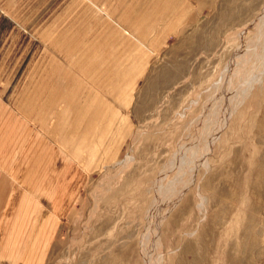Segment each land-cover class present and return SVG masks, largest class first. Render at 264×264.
<instances>
[{
	"label": "rangeland",
	"instance_id": "rangeland-1",
	"mask_svg": "<svg viewBox=\"0 0 264 264\" xmlns=\"http://www.w3.org/2000/svg\"><path fill=\"white\" fill-rule=\"evenodd\" d=\"M262 36L264 0H0V264H264Z\"/></svg>",
	"mask_w": 264,
	"mask_h": 264
},
{
	"label": "bare ground",
	"instance_id": "bare-ground-1",
	"mask_svg": "<svg viewBox=\"0 0 264 264\" xmlns=\"http://www.w3.org/2000/svg\"><path fill=\"white\" fill-rule=\"evenodd\" d=\"M262 37H264V36H262ZM262 37H261V38H262ZM261 38H260V39H261ZM261 40H262V39H261ZM263 70H264V67H263ZM252 79H253V78H252ZM251 81H252V80H251ZM251 81L249 82V86H250V88H251V86H252L253 83H257V82H258V81H256V82H254V81L251 82ZM155 238H156V237H155ZM150 264H152V263L150 262Z\"/></svg>",
	"mask_w": 264,
	"mask_h": 264
},
{
	"label": "crops",
	"instance_id": "crops-1",
	"mask_svg": "<svg viewBox=\"0 0 264 264\" xmlns=\"http://www.w3.org/2000/svg\"><path fill=\"white\" fill-rule=\"evenodd\" d=\"M9 209L11 210L12 208H11V207H9ZM0 262H6V261H1V260H0Z\"/></svg>",
	"mask_w": 264,
	"mask_h": 264
}]
</instances>
